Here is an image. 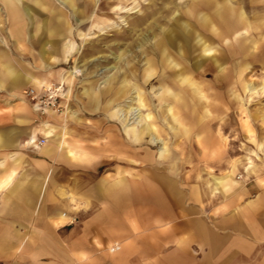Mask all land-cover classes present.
<instances>
[{"label": "rangeland", "instance_id": "rangeland-1", "mask_svg": "<svg viewBox=\"0 0 264 264\" xmlns=\"http://www.w3.org/2000/svg\"><path fill=\"white\" fill-rule=\"evenodd\" d=\"M91 2L49 3L71 27L51 38L60 39V53L46 35L12 45L0 2V61L11 77L52 78L28 88L61 87L55 106L44 108L82 134L111 140L120 164L133 148L136 187L149 164L178 179L232 174L242 183L264 169V0ZM22 91L5 97L27 100Z\"/></svg>", "mask_w": 264, "mask_h": 264}, {"label": "crops", "instance_id": "crops-1", "mask_svg": "<svg viewBox=\"0 0 264 264\" xmlns=\"http://www.w3.org/2000/svg\"><path fill=\"white\" fill-rule=\"evenodd\" d=\"M0 2L12 45L46 35L60 53V39L51 38L72 32L50 8L52 0ZM36 10L47 14L36 17ZM3 64L0 264H264L263 168L248 182L232 178L217 186L221 177L178 179L149 164L136 187L133 146L120 164L117 146L102 134L63 124L54 108L45 120L30 101L8 100L5 95L52 78L24 72L13 78Z\"/></svg>", "mask_w": 264, "mask_h": 264}, {"label": "built area", "instance_id": "built-area-1", "mask_svg": "<svg viewBox=\"0 0 264 264\" xmlns=\"http://www.w3.org/2000/svg\"><path fill=\"white\" fill-rule=\"evenodd\" d=\"M59 87L56 88H45L42 87L41 90H36L34 88H28L22 91L21 95L30 101L34 107L39 108L38 111H43L45 106H55L57 99L59 98L58 92ZM36 108V110L38 109ZM45 142L44 139L38 141V145Z\"/></svg>", "mask_w": 264, "mask_h": 264}, {"label": "bare ground", "instance_id": "bare-ground-1", "mask_svg": "<svg viewBox=\"0 0 264 264\" xmlns=\"http://www.w3.org/2000/svg\"><path fill=\"white\" fill-rule=\"evenodd\" d=\"M6 1V3L8 2V3H11L12 5H10V6H14V4H13V1L14 0H5ZM18 1H22V0H18ZM59 3H61V4H65V1L66 0H57ZM66 6V5H65ZM116 7V6H115ZM26 9H27V7H26ZM119 9V8H118ZM122 10V9H121ZM132 10V9H131ZM220 13V12H219ZM241 14H242V11H241ZM222 15V14H221ZM218 16V15H217ZM219 17V16H218ZM227 18V17H226ZM221 20V19H220ZM226 20V19H225ZM229 21V20H228ZM241 21V20H240ZM244 21V20H243ZM248 21V20H247ZM230 22V21H229ZM57 23V22H56ZM246 23V22H245ZM63 24V23H62ZM188 24V23H187ZM226 24V23H225ZM240 24V23H239ZM186 25V24H185ZM238 25V24H237ZM53 27V26H52ZM55 28H57V27H55ZM190 28V27H189ZM243 28V27H242ZM56 30V29H55ZM235 31V30H234ZM241 32V31H240ZM57 35V34H56ZM237 35V34H236ZM201 38V37H200ZM228 39V38H227ZM236 39V38H235ZM2 41V40H1ZM143 41V40H142ZM148 41V40H147ZM241 41V40H240ZM236 42V41H235ZM68 46H70V45H68ZM67 47V46H66ZM63 48V47H62ZM67 49V48H66ZM70 50V49H69ZM212 48L211 47H209V46H205L204 48H203V53L204 54H210V53H212ZM2 65H4L3 64V62H2ZM5 66H8V65H5ZM151 76V75H150ZM63 79V78H62ZM182 80V79H181ZM47 83V82H46ZM48 88V87H47ZM262 90L264 91V82H263V84H262ZM60 89H61V87H60ZM196 91V93H198V91H197V89H195ZM160 94V93H159ZM164 94V93H163ZM167 97V96H166ZM165 102V101H164ZM127 104H129V103H127ZM130 107V106H129ZM168 107V106H167ZM36 108H38V107H36ZM36 108H35V110H36ZM171 108H172V106H171ZM50 108H44L43 109V112L45 113H47L48 112V110H49ZM118 109H119V107H118ZM127 109V108H126ZM132 108H130V110H131ZM170 109V108H169ZM168 109V110H169ZM39 110V108L37 109V111ZM133 110H134V108H133ZM151 111V110H150ZM170 111H171V109H170ZM115 112V111H114ZM132 114V113H131ZM135 114H137V115H139L138 113H135ZM170 114V113H169ZM171 114H172V112H171ZM150 115V114H149ZM148 115V116H149ZM174 117V116H173ZM172 117V118H173ZM129 118H130V116H129ZM138 118V117H137ZM129 120V119H128ZM138 120V119H137ZM130 121V120H129ZM128 121V122H129ZM139 121V120H138ZM127 122V123H128ZM137 122V121H136ZM144 122V121H143ZM135 123V122H134ZM131 124V123H130ZM143 124V123H142ZM141 124V125H142ZM50 125V124H49ZM52 126V125H51ZM45 127V126H44ZM48 129V128H47ZM126 130V129H125ZM154 130V129H153ZM49 131V133L47 134V136H50L51 134H52V130L50 129V130H48ZM56 131H57V129H56ZM54 132V131H53ZM134 133V132H133ZM56 134V133H55ZM52 136V135H51ZM159 138V137H158ZM160 139V138H159ZM158 139V140H159ZM157 140V139H156ZM231 179H232V174H230L229 176H226L225 178H223V177H221V178H219V179H216V184H217V186L219 185V184H222V181H224L225 183H227V182H230L231 181ZM233 181V180H232ZM216 188H218V187H216Z\"/></svg>", "mask_w": 264, "mask_h": 264}]
</instances>
